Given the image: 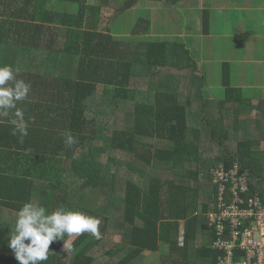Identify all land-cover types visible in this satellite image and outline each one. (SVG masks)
<instances>
[{"label":"trees","instance_id":"16d2710c","mask_svg":"<svg viewBox=\"0 0 264 264\" xmlns=\"http://www.w3.org/2000/svg\"><path fill=\"white\" fill-rule=\"evenodd\" d=\"M110 3L0 0V65L19 67L18 78L31 84L18 104L28 135L13 134L12 112L0 117V205L15 212L26 202L49 212L64 206L100 218L101 239L84 233L70 252L54 241L41 264H145L146 252L164 245L160 264H218L222 252L207 219L216 205L211 169L221 157L252 171L254 141L235 136L242 120L236 128L235 118L226 125L208 119L206 82L185 43L101 27ZM229 73L230 101L242 90L229 85ZM68 132L78 141L71 147ZM256 188L264 197L263 182H252ZM100 247L101 257L94 254ZM0 264H18L12 249Z\"/></svg>","mask_w":264,"mask_h":264},{"label":"crops","instance_id":"0c3cea01","mask_svg":"<svg viewBox=\"0 0 264 264\" xmlns=\"http://www.w3.org/2000/svg\"><path fill=\"white\" fill-rule=\"evenodd\" d=\"M119 1L125 5L119 6L117 0H111L114 10L123 9L122 14L133 12L129 16V27L123 30L125 35L138 36L143 40L152 38L148 40L167 45L174 40L185 43L198 63L199 75V67L204 66L205 78L211 72L215 76L218 72L223 76V72L230 69L229 85L242 92L229 101L225 100V88H206V96L212 104L206 111L210 113L208 119L226 125L235 118L236 128L240 125L239 120L246 121L235 130V136L254 141L251 151L256 155L257 165L252 166V171L246 169L250 172L251 182L264 184V0ZM111 26L118 27L117 24L109 25V28ZM187 93L190 94L189 88ZM193 105L192 116L198 120L200 115L195 110L200 102ZM222 161L225 162L224 158L215 159L218 164ZM260 167L263 172L257 171ZM17 213L0 205V254H8L11 250L9 223L14 226ZM183 229L184 221L181 222V233ZM204 237L201 232L198 243L201 244ZM153 253L156 252L147 251L145 261L150 259L153 262Z\"/></svg>","mask_w":264,"mask_h":264},{"label":"clouds","instance_id":"9594fccd","mask_svg":"<svg viewBox=\"0 0 264 264\" xmlns=\"http://www.w3.org/2000/svg\"><path fill=\"white\" fill-rule=\"evenodd\" d=\"M19 74V67L0 65V117H7L12 112L13 134L24 137L28 135V124L18 104L28 98L31 84L18 78ZM77 142L70 132L65 133L66 146L71 147ZM9 225V247L18 264H41L48 260L50 245L57 240H64V250L70 252L73 250L71 241L84 233L97 240L102 238L100 218L64 206L49 212L43 205L26 202L16 214L14 226Z\"/></svg>","mask_w":264,"mask_h":264},{"label":"built area","instance_id":"2783aa9c","mask_svg":"<svg viewBox=\"0 0 264 264\" xmlns=\"http://www.w3.org/2000/svg\"><path fill=\"white\" fill-rule=\"evenodd\" d=\"M216 205L207 213L213 230V248L219 250L218 264H264V197L251 189L248 169L236 160L224 161L211 170Z\"/></svg>","mask_w":264,"mask_h":264},{"label":"rangeland","instance_id":"374dc122","mask_svg":"<svg viewBox=\"0 0 264 264\" xmlns=\"http://www.w3.org/2000/svg\"><path fill=\"white\" fill-rule=\"evenodd\" d=\"M117 1L119 2V6L120 5H122V6L125 5V4H123V2H121L119 0H117ZM91 2H94V3H97L98 2L99 3V0H92ZM67 9L70 12H72V11L75 10L74 6L73 7L69 6V7H67ZM122 11H124V10L122 9ZM122 11L121 10L120 11H117V10H114V8H110V7L104 8L103 9V12H102V14L100 16L101 21H102L101 27H106V26L108 27L109 25H116V24L121 28V30H124L125 28L129 27L128 24H130V20H131L130 17L132 16L133 12L131 11L130 14H128L127 12H124L122 14ZM199 72L204 77V75L206 74V72L204 71V66L203 65H201V67H199ZM204 79H205L206 83H204L201 87L204 88V91H205V93L207 95H208V92H207V89L206 88H225L223 86V83H222L223 82V76L219 72H218V76H215V74H213V72H211V74H208L207 78L204 77ZM205 98L208 99V96H206ZM66 165L68 167L70 166V160H68L66 162ZM141 176H144V175H141ZM211 185H213V184H211ZM112 238L113 239H110L109 238L105 242L107 244L106 247H105V249H108L111 246L112 240H116V241L120 240V234H117V235H115ZM101 249H104V248H102V247L97 248L94 251V254H96L97 256L101 257V252H100ZM168 252H169V248L166 246L165 248H163L159 252L153 253L151 255L153 257V259H154L153 262H151L150 259H148V260L145 261V264H155L156 261L158 262V264H160V259L164 255H166ZM177 256H178V253L177 254H172L171 253L169 257L172 260L173 258H175ZM164 258L167 261L168 257L165 256ZM101 260L102 261H105V258H102Z\"/></svg>","mask_w":264,"mask_h":264}]
</instances>
